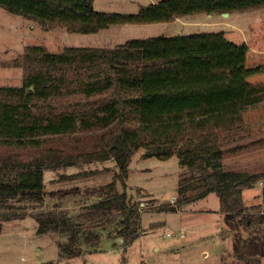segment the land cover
<instances>
[{"label":"trees","instance_id":"16d2710c","mask_svg":"<svg viewBox=\"0 0 264 264\" xmlns=\"http://www.w3.org/2000/svg\"><path fill=\"white\" fill-rule=\"evenodd\" d=\"M0 6L44 26L91 34L111 25L172 22L201 12H245L264 6V0H160L137 13L96 11L94 0H0ZM210 38L218 42L216 61H224L208 72L214 61L205 43ZM233 46L221 33L193 32L134 38L112 48L65 47L57 53L29 48L38 66L26 70L20 86H0V200L43 202L46 169L112 159L118 167L109 184L114 195L93 208L117 206L123 213L120 236L132 244L141 229L140 202L118 193L116 182L125 181L132 156L143 148L146 157L177 155L190 171L179 180L184 199L178 204L201 186L196 200L214 192L221 212L243 214L245 188L263 175L225 168L224 155L233 149L224 150L220 138L244 125L245 114L264 101V91L238 66L248 50L238 55ZM166 209L175 211L177 205ZM54 215L38 218L39 234L58 228ZM65 215L63 225L71 231L60 247L77 256L79 230ZM241 223L250 227L247 220Z\"/></svg>","mask_w":264,"mask_h":264},{"label":"rangeland","instance_id":"374dc122","mask_svg":"<svg viewBox=\"0 0 264 264\" xmlns=\"http://www.w3.org/2000/svg\"><path fill=\"white\" fill-rule=\"evenodd\" d=\"M159 1L94 0V8L137 13ZM193 32L221 33L235 50L238 47V55L247 49L246 63L238 61V66L244 65L247 78L264 91V6L228 15L195 13L172 22L111 25L91 34L70 33L63 25L44 26L0 6V86H20L26 70L38 66L31 47L40 46L52 53L65 47L112 48L134 38ZM205 43L210 59H214L208 64L210 72L211 64L224 60L215 59L218 42L210 38ZM220 143L224 150L233 149L224 155L225 168L263 175L254 187L245 188L247 210L243 214L221 212L214 192L196 200L201 186L189 190L185 195L188 201L178 204L184 199L178 189L186 166L177 155L165 160L146 157L142 148L132 156L124 184L116 182L118 193L126 192L132 201L140 202L141 229L132 244L126 245L120 236L123 213L117 206L93 208L114 195L109 184L118 171L115 161H94L91 165L80 161L75 167L61 168L63 172H79L75 175L55 173L47 177L52 181L47 180L43 202L21 197L0 200V264H264V101L250 109L244 125L235 134L221 137ZM62 177H79V185L57 184ZM109 178L112 181L103 186ZM52 186L60 188L59 192L52 191ZM168 205H177V209L168 211ZM53 214L60 219L58 228L39 234L38 218ZM64 214L79 230L77 247L81 253L77 256H68L60 247L69 241L71 231L63 225ZM242 219L248 221L249 228L243 226Z\"/></svg>","mask_w":264,"mask_h":264},{"label":"crops","instance_id":"0c3cea01","mask_svg":"<svg viewBox=\"0 0 264 264\" xmlns=\"http://www.w3.org/2000/svg\"><path fill=\"white\" fill-rule=\"evenodd\" d=\"M178 19H180V18H177V19H175L174 21H176V20H178ZM112 160V159H111ZM107 161V160H106ZM106 161H104V162H106ZM97 162V161H96ZM99 162V161H98ZM94 163V162H93ZM92 162L91 163H89L90 165L91 164H93ZM68 167H75V165H71V166H68ZM61 168L62 167H60V168H57V169H46L45 171H44V187H45V190H46V186H47V180H49V182L51 183V179H48L47 177H50L51 175H55V173H57V175H60V174H62V176L64 175V174H66V175H75V174H73V173H79V172H76V171H73V172H69V171H66V172H63L62 170H61ZM48 171H49V175H47V173H48ZM101 171V170H100ZM99 171V172H100ZM100 174H102V175H105L106 173L104 172L103 173V171H101V173ZM102 175H100V176H102ZM75 176H72V178H74ZM103 177H106V176H103ZM77 178H79V177H77ZM70 179V178H65V177H62L61 178V182H58L57 184H60L61 183V185H66V184H62V183H67V185H76V186H78L79 185V183H78V180L79 179ZM58 180H59V178H58ZM72 180V182H70ZM112 180H110V178L109 179H106V181H104V183H102L103 184V186L104 185H106V184H108V183H110ZM71 183H73V184H71ZM54 184V183H53ZM53 188H52V191H55V193H56V191H58L59 192V190H60V188H57V187H55V186H52ZM66 187H69V186H66ZM48 191H51L50 189L48 190ZM65 195V194H64ZM50 196H54L53 194H50ZM56 196H58V194H56ZM61 196V194H59V196L58 197H60ZM65 196H67V195H65Z\"/></svg>","mask_w":264,"mask_h":264},{"label":"water","instance_id":"95a60500","mask_svg":"<svg viewBox=\"0 0 264 264\" xmlns=\"http://www.w3.org/2000/svg\"><path fill=\"white\" fill-rule=\"evenodd\" d=\"M229 13H224V15H228Z\"/></svg>","mask_w":264,"mask_h":264}]
</instances>
